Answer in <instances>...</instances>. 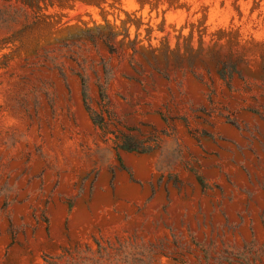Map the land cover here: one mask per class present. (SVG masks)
Returning <instances> with one entry per match:
<instances>
[{
	"label": "rangeland",
	"instance_id": "obj_1",
	"mask_svg": "<svg viewBox=\"0 0 264 264\" xmlns=\"http://www.w3.org/2000/svg\"><path fill=\"white\" fill-rule=\"evenodd\" d=\"M0 264H264V0H0Z\"/></svg>",
	"mask_w": 264,
	"mask_h": 264
},
{
	"label": "trees",
	"instance_id": "obj_2",
	"mask_svg": "<svg viewBox=\"0 0 264 264\" xmlns=\"http://www.w3.org/2000/svg\"><path fill=\"white\" fill-rule=\"evenodd\" d=\"M109 47L110 53L114 52L112 45L106 42ZM234 70V69H233ZM106 73V80L104 83L97 82L98 89V107L94 106L90 98V89L86 81L82 78V88L81 95L82 101L86 111L88 112L93 124L99 129L100 134L106 138L111 139L113 141L114 149L117 151L118 158L122 163V160L119 156L120 151L125 152H136V153H149L155 150L159 146L160 135L165 133L163 129H156L152 125L151 129H139L137 133H133V128L122 125L123 128L114 124L113 122V114L108 107L109 96L108 92L110 89V83L108 79V73ZM223 76V75H221ZM160 116L168 123V119L161 113ZM185 126L188 128V132L191 136L198 139V135L194 134L191 131V127L189 123L184 120ZM188 171H191L198 182L200 183L203 189L208 188V185L204 179V177L192 166H186Z\"/></svg>",
	"mask_w": 264,
	"mask_h": 264
}]
</instances>
